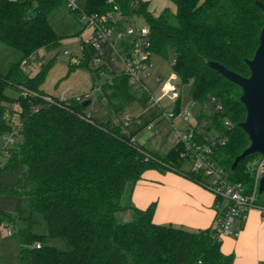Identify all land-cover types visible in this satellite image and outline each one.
Here are the masks:
<instances>
[{
  "label": "trees",
  "instance_id": "16d2710c",
  "mask_svg": "<svg viewBox=\"0 0 264 264\" xmlns=\"http://www.w3.org/2000/svg\"><path fill=\"white\" fill-rule=\"evenodd\" d=\"M172 1L176 11L166 8L158 16L142 0H86L84 12L138 16L149 27L155 54L167 57L169 49L174 50V71L191 100L201 106L200 120H212L227 137L214 151V160L226 170L230 182L252 194L258 167L254 162L261 155L248 156L231 171L236 157L250 145L238 127L246 117L240 102L242 91L207 62H218L244 77L250 75L246 60L254 57L264 24V13L256 1L264 4V0ZM65 7L67 0H0V43L20 54L6 74L0 72V135L11 134L19 123L22 135L21 142L9 150L10 163L19 162L21 177L0 193L28 201L32 212L43 216L49 237L62 238L70 247L62 251L45 245L44 236L31 229L19 231L21 258L31 264H233L234 255L221 250L216 223L197 232L159 225L154 222L156 203L146 209L133 207L130 221L118 218L128 208L122 203L128 184L137 183L149 170H172L199 183L204 176L183 168L186 159L179 144L159 155L137 144L124 123L113 120V115H121L138 100L121 73L101 87L100 99L112 110L105 119L85 121L82 116L88 112L80 100L59 103L52 97L57 101H46L51 96L43 89L45 64L30 77L21 62L41 49L58 47L61 38L52 27V18ZM84 53L81 64L89 66L94 53L86 43ZM8 87L19 91L18 96H9ZM210 96L220 98L225 112L210 114L203 109ZM36 106L39 110L33 112ZM226 120L229 128L224 125ZM10 169L11 164L0 167V173ZM263 194L257 195L261 206ZM216 203L225 205L220 198ZM22 218L23 212L12 215L0 210V224Z\"/></svg>",
  "mask_w": 264,
  "mask_h": 264
},
{
  "label": "rangeland",
  "instance_id": "374dc122",
  "mask_svg": "<svg viewBox=\"0 0 264 264\" xmlns=\"http://www.w3.org/2000/svg\"><path fill=\"white\" fill-rule=\"evenodd\" d=\"M77 5L81 9L80 11L71 12L68 7H65L53 16L52 27L61 38L60 44L52 50L41 49L37 51L36 56L38 59L35 61L28 60L26 73L30 77H33L45 67L47 74L43 83V89L51 97H58L68 88H72L70 95L89 94L91 104L87 107V112L92 113L95 120H101L107 118L112 113L107 101L100 99V89L106 80L110 78V74L106 73L100 76L91 62L89 66L81 64L85 60L84 45L90 38L92 30L81 19V14L86 8V0H77ZM138 23L143 26V19H138ZM19 56V52L0 43V72L6 74L9 67L19 59ZM41 60L45 61L43 67L40 65ZM174 61L175 52L172 48L169 49L167 57L157 54L153 55L154 67L149 72L147 85L150 93L155 98L163 96L161 85L156 82V78L159 76L164 81L169 79L175 72L172 66V62ZM174 82L181 88L177 77L174 78ZM181 90L183 101L187 107L191 100L188 88L183 86ZM6 93L15 98L18 96L19 91L8 87ZM148 97L149 94L146 93L143 98L126 106L121 115H113L112 117L115 122L124 123L127 132L134 134L137 144L144 146L149 151L164 155L176 145L174 127L181 128L184 124L182 120L172 123L164 118L161 108L155 103L150 102ZM177 99L178 96L165 98V111L171 110ZM8 105L13 110L17 109L15 103H9ZM126 117H129L130 120L127 121ZM15 118L18 123L17 116ZM151 122L156 123V127L152 130L147 128ZM20 142L21 140L15 137V143L6 145L5 136L0 135V167L4 168L6 165L11 164L10 170H4L0 173V189L14 185L21 177L19 162L13 160L10 163L9 157V150L15 148ZM261 159L262 157L259 156L255 160L256 167L259 165ZM183 168L188 171L190 163L185 162ZM207 184H212V179L204 177L201 186L213 194L207 187ZM131 188L132 184H128L123 198V202L127 205H129L130 201ZM0 210L12 215H18L20 212H23L24 215V218L18 219L15 222L0 224V264H31L28 259L21 258L18 235L19 231L28 229H31L37 235L44 236L43 243L45 245L56 247L62 251L70 249L62 238L49 237L48 227L43 216L32 212L31 204L28 201H24L21 197L0 193ZM117 216L122 221H130L133 216V210L128 208L119 212ZM174 227L188 230L182 225ZM8 230L12 232L11 235L7 234ZM229 237L224 236L222 240L226 241V238ZM231 237L233 238L234 236Z\"/></svg>",
  "mask_w": 264,
  "mask_h": 264
},
{
  "label": "built area",
  "instance_id": "2783aa9c",
  "mask_svg": "<svg viewBox=\"0 0 264 264\" xmlns=\"http://www.w3.org/2000/svg\"><path fill=\"white\" fill-rule=\"evenodd\" d=\"M67 7L72 11H79L74 0H67ZM81 19L86 22L87 27L92 30L90 38L86 45L93 51L91 63L96 72L102 76L110 74L108 81L116 73L123 74L128 78L129 85L135 96L140 99L149 94L148 100L158 105L162 110V115L167 120H182L184 126L174 127V138L176 144L183 149L182 157L190 163L188 171L193 173H203L204 177L212 179V184L207 187L213 192L216 198H220L225 205L222 207V214L216 220V226L219 228V239L224 236L237 235V222L245 221L251 210L257 209L264 216V206L257 204V195L260 180L264 174V156L257 167L255 174V186L252 194H247L244 187L239 183H232L227 177L226 170L221 167L213 157L214 151L227 142V137L222 136V132L213 123L212 120H200L202 115L201 106L194 100L189 101L186 107L182 96V87L184 86L177 73H173L169 79L164 81L161 77L156 78V82L161 85L163 96L155 98L147 85V78L150 70L154 67L153 43L150 36L149 27L144 22L141 26L138 23V16L126 17L119 11H109L105 14H88L82 12ZM37 60L36 54L21 62V68L26 72L28 60ZM45 64L44 60L40 65ZM175 61L172 62V66ZM179 79L181 88L174 82V78ZM72 88L63 91L57 98L47 97V102H67L71 99L86 101L90 99L89 94L84 97L79 95H70ZM102 93V88L100 89ZM178 99L171 110L165 111V98L176 97ZM203 109L208 110L210 114H221L225 108L220 98L210 96ZM39 107H34L33 112H37ZM203 117V116H201ZM82 118L87 122H92L93 116L90 112L84 114ZM129 121L130 118L126 117ZM226 127H230V122H224ZM156 123L151 122L147 128L154 129ZM15 137L22 140L21 124L19 123L15 131L5 136L6 145L15 143ZM135 140V138H134ZM7 152V151H6ZM8 153V152H7ZM221 207V204H217ZM12 234L10 230L7 231ZM40 247V244L37 245Z\"/></svg>",
  "mask_w": 264,
  "mask_h": 264
},
{
  "label": "crops",
  "instance_id": "0c3cea01",
  "mask_svg": "<svg viewBox=\"0 0 264 264\" xmlns=\"http://www.w3.org/2000/svg\"><path fill=\"white\" fill-rule=\"evenodd\" d=\"M74 1L77 5V0ZM142 1L148 3L149 10L156 16L166 8L176 11L172 0ZM122 203L131 209H146L156 203V224L182 225L192 232L212 227L222 209L217 207L214 194L203 188L201 183L172 170L165 173L147 171L140 181L132 184L129 205L123 199ZM235 228L237 235L222 240V252L234 255L233 264H264V216L257 209L253 210L245 221L237 222Z\"/></svg>",
  "mask_w": 264,
  "mask_h": 264
},
{
  "label": "water",
  "instance_id": "95a60500",
  "mask_svg": "<svg viewBox=\"0 0 264 264\" xmlns=\"http://www.w3.org/2000/svg\"><path fill=\"white\" fill-rule=\"evenodd\" d=\"M264 13V4L256 1ZM250 75L244 77L224 65L208 61L207 65L222 75L231 83L237 85L242 94L240 102L246 110L245 120L238 124L248 137L250 145L242 154L236 157L231 171L234 172L239 163L248 156L258 154L264 156V24L259 37V45L252 59L246 60ZM91 104V100L82 103L84 108ZM264 193V174L259 183L258 194Z\"/></svg>",
  "mask_w": 264,
  "mask_h": 264
}]
</instances>
